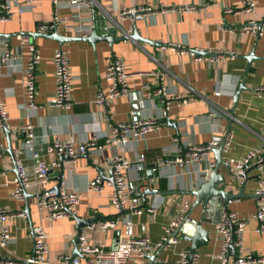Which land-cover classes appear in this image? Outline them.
I'll list each match as a JSON object with an SVG mask.
<instances>
[{"label": "crops", "instance_id": "0c3cea01", "mask_svg": "<svg viewBox=\"0 0 264 264\" xmlns=\"http://www.w3.org/2000/svg\"><path fill=\"white\" fill-rule=\"evenodd\" d=\"M106 16L97 12L93 17L95 30L102 36L121 35L115 29L110 18L119 21L122 28H132L141 40L125 38L114 42L96 40L94 43L84 40H69L59 44L37 32L41 22L51 19V0H34L30 12L13 16L10 20L0 21V34L9 40L11 46L18 47V33L30 34V43H34L41 55L35 69V96L38 105L35 111L29 113L24 109L25 98L22 92L21 64L26 52L21 49L19 61L13 67H2L0 74V89L2 107L8 116L10 136L0 132V207H11L23 210L26 218H12L8 225L11 240L6 248H0L4 257L30 256L33 249L31 227L42 224L47 233L48 257L50 260L63 252L71 254L77 247L76 218L104 219L117 214L110 205L112 184L106 185L101 195L84 191L87 180L100 176L104 182H111L110 158L119 153L135 163L138 154L144 155L141 169L134 167L125 170V174L136 185V194L140 206L146 208L160 197L158 209L154 216L147 212L129 214L135 235H147L152 242L163 234L169 220L173 218L178 208L187 203L186 214L189 220H199L201 227L207 232V240L197 244L199 253L197 264H217L218 241L216 240L215 219L218 209L203 207L195 202L191 194L207 178L209 161L203 160L199 166L193 163L179 167L175 164L163 163L166 158L177 156L178 149L186 151L192 144H204L212 140L215 147L224 138L226 129L230 132V144L222 151L223 164L217 172L225 177V183L215 185L217 189L232 193L243 192L244 195L227 202L228 209L239 215L250 216L257 205V197L253 190L257 184L258 172L253 165L247 166L243 182L231 181L226 163L231 164L245 156L247 151L262 144L261 134L264 129V96H258L254 86H264V0H255L254 14L244 12L226 13V8L239 10L242 0H97ZM158 7L184 6L191 4L193 10L156 12L152 15L136 14L120 20L118 14L122 10L132 9L142 4ZM98 7V8H97ZM109 17H108V16ZM81 16H85L83 13ZM60 17L65 24L72 25L67 29H58L64 36H80V30L74 25H81L85 35L90 34L85 20L73 8L62 6ZM250 19H255L262 26L260 36L246 32L240 28ZM175 45L177 47H171ZM62 47L68 52L70 70L74 75L71 87L72 106L68 110L47 107V100L54 90L53 51ZM181 48L204 50H230L233 58L219 59L210 62L211 55H204L200 60H194ZM112 53L120 55L130 74L128 77L129 93L115 98L110 104L113 114L112 123L124 122L129 118L130 109H136L141 116L151 114L161 122V127L149 132L142 138H129L130 142L113 146L105 140L110 134L111 126L101 115V108L94 99L98 90L106 91L108 82L104 79L105 58ZM10 69V70H9ZM150 72H154L150 74ZM147 84V89H144ZM165 86L168 100L173 94L182 95L184 102L172 101L168 105L167 115L161 116L162 106L159 98L153 96L156 89ZM240 88V89H239ZM239 91L234 103V94ZM214 112V116L210 115ZM31 124L35 134L34 145L42 149L46 142L57 136L62 139L71 138L75 142L97 138L99 147L89 148L75 163L64 170L66 186L78 187L82 197L77 207V213L71 218H61L52 223L40 220L35 197L41 187L30 186L25 198L17 200L11 195L13 178L16 175L12 159V151L22 148L24 132L21 126ZM12 148V149H11ZM24 162L31 160L24 156ZM46 160L56 157L44 156ZM209 159L216 162L212 151ZM60 159L66 161L65 158ZM226 162V163H225ZM59 170L52 168L43 190L57 186ZM264 180V167L261 172ZM149 190V191H147ZM159 199V200H160ZM218 197H214V201ZM28 205V211L26 210ZM125 216L126 209L122 211ZM127 217V216H125ZM85 227V226H84ZM255 222L249 221L245 227L243 244L255 252H264V232L254 231ZM83 228V227H82ZM121 224L109 230L93 229L87 234L90 244L102 243L105 248L115 246ZM180 238L178 244L166 249H155L146 258L137 259L131 256L128 264H152L156 259H166L169 263L177 257L181 248H191L192 243L182 232L176 234ZM154 254H157L154 259Z\"/></svg>", "mask_w": 264, "mask_h": 264}, {"label": "built area", "instance_id": "2783aa9c", "mask_svg": "<svg viewBox=\"0 0 264 264\" xmlns=\"http://www.w3.org/2000/svg\"><path fill=\"white\" fill-rule=\"evenodd\" d=\"M52 16L51 19L41 22L37 26L39 33L58 32V29H67L72 25L65 24L60 17V8L66 6L76 9L80 13V18L85 20L87 27L91 31L95 28L93 17L97 8L105 16L103 8L97 0H51ZM34 0H0V21L10 20L13 16L30 12L33 8ZM255 0H242V6L239 10L226 8V13L244 12L254 14ZM193 10L195 7L191 4L184 6H166L164 4L158 7H153L151 4H142L132 9H126L119 12L120 20L128 16L138 13L152 15L156 12H169ZM85 16H81V14ZM108 16V15H107ZM109 17V16H108ZM114 28L119 30L121 35L130 37L132 28L124 29L120 26L119 21L110 18ZM84 24L74 25L73 28L80 30V36H84ZM241 33L250 32L257 36L262 35L263 29L261 25L256 23L255 19H250L245 25L240 28ZM18 47L11 46L8 39L0 36V74L2 67H13L15 61H19L21 49L25 48L26 57L21 64L22 73V92L25 98L24 109L29 113L36 110L38 105L34 101L35 96V69L40 62L41 55L38 47L34 43H30L27 33H18ZM171 47H177L171 45ZM180 52L189 53L194 60H200L204 55H211L209 61H217L219 59H228L234 57V52L230 50H204L202 48L186 49L181 48ZM201 52V53H198ZM51 61L53 64L54 75V90L52 97L47 100L46 106L49 108H60L68 110L72 106L71 87L74 75L70 70L69 56L67 50L58 47L53 51ZM10 70V69H9ZM154 75V72H150ZM129 73L126 70V65L120 55L112 53L105 58L104 79L108 82V88L104 92L98 90L95 96V103L101 108V115L104 120L111 126L110 134L106 137V142L113 146L127 144L129 138H142L152 131H156L161 127V122L156 116L151 114L141 116L136 109H130L129 118L124 122L112 123L113 114L110 109L112 101L120 96H126L129 93L128 77ZM144 89H147V84H144ZM253 91L258 96H264V86H254ZM0 89V132L8 129V116L2 107ZM153 96L159 98V103L162 106L161 116L167 115L168 105L170 102H184L182 95L173 94L168 100L165 92V86L154 90ZM214 112L210 115L214 116ZM24 132L22 148L12 151V159L16 169L14 176L12 197L17 200H23L26 190L30 186L41 187L39 193L35 197V204L40 215V220L54 222L61 218H71L77 213V207L82 197V190L78 187H68L64 183V170L67 166L73 164L77 159L85 153L89 148L99 147L97 138L93 137L89 140L75 142L71 138L62 139L57 136L46 142L42 149H37L34 145L35 134L31 124L21 126ZM225 142L223 150H227L230 144V132L224 134ZM262 144L259 147L250 148L245 156L237 160H232L229 164V177L231 181L243 182L247 166L253 165L257 174V184L253 190V194L257 197V205L254 212L250 216L239 215L236 212L227 208L226 205H221L217 217L215 219L216 240L218 241L217 264H264V252H255L246 248L243 244L244 231L247 223L251 220L255 222L254 231L257 233L264 232V180L261 177V172L264 167V129L261 134ZM215 144L212 140L204 144H192L186 151L178 149L177 156L166 158L163 163L175 164L183 167L189 163L199 166L203 160L209 161V169L214 166V161L208 156L212 152ZM46 160L44 156H53ZM1 156V153H0ZM26 156L31 160L30 164H26L24 159ZM65 158L64 160L60 159ZM144 155L138 154L135 163L126 159L119 153H114L110 158L112 169L111 182H104L100 176H95L87 180L84 191L95 195H101L106 185L112 184L110 194V205L117 212L116 215L104 219L92 221L87 226L80 229L78 233L77 249L79 254H71L68 251H63L57 254L53 260L48 257L47 233L42 224H37L31 227L33 235V249L30 256L24 258L10 256L4 257L0 254V264H128L131 256L137 259H143L148 256L153 250L166 249L172 245L178 244L180 238L174 233L175 228L182 220H188L186 217L187 203L182 204L177 211V214L171 218L164 228L162 236L155 242H152L147 235H135L132 228V222L128 218L129 214H141L147 212L154 216L161 201L151 202L146 208L140 206V200L136 194V185L124 172L131 167L141 169ZM57 168L59 170V179L57 186L47 190L43 187L47 183L49 170ZM204 177L208 176V171L204 170ZM160 199V200H159ZM126 209L128 214L125 217L122 211ZM20 217L25 219L26 214L23 210H14L11 207H0V248H6L11 240L10 229L8 222L12 218ZM121 224L122 228L117 236L115 246L105 248L102 243L90 244L87 241V234L93 229L109 230L116 228ZM199 253L191 248H181L177 252V257L174 261L168 262L166 259H156L152 264H197ZM140 264V263H134Z\"/></svg>", "mask_w": 264, "mask_h": 264}, {"label": "water", "instance_id": "95a60500", "mask_svg": "<svg viewBox=\"0 0 264 264\" xmlns=\"http://www.w3.org/2000/svg\"><path fill=\"white\" fill-rule=\"evenodd\" d=\"M41 34H43L44 36H46L48 38L56 40L59 44H63L64 42L69 41V40H78V39L88 41L91 43H94L96 40H100V39L108 41V42H114V41L125 39V38L134 39L136 41L141 40L140 36L137 35L136 31H133L132 34L130 35V37H127L125 35L102 36V35L97 33L95 28L92 30V32L90 34L84 35V36H75V37L74 36H64V35L59 34L56 31L51 32V33H41ZM1 35L4 36L3 34H0V36ZM28 35L30 36V34H28ZM198 53H201V52H198ZM239 91L240 90H237L234 94V103H235L236 99L238 98ZM226 131H228V130L226 129ZM5 133L7 134L8 138H9V136H10L9 130H5ZM224 142H225V138L221 139V141L217 145V147H214L212 150L215 154L216 162L214 164V167L212 168V170L208 174V178L196 190H193L191 192V194L195 196L194 204L196 205L197 203H199L204 208L203 211H205V208L207 207L206 203L210 204V209L214 210L215 208H217L219 210L221 205H226L228 201L235 199V198H239L240 196L244 195L242 191L238 192V193H232V192H229L227 190L215 188V185L220 184V183L223 184L226 181L225 177L222 174L217 172L219 165L224 163L222 160V151H223V147H224ZM226 165H227V169L229 172L230 171V165H229V163H226ZM111 174H112V169H111ZM245 177H246V174H245ZM58 179H59V177H58ZM147 191H149V190H147ZM214 197H218V200L214 201ZM24 198L27 202L28 194L25 193ZM26 210L28 211V205L27 204H26ZM186 217H189V214H186ZM202 218L199 220H196V219L195 220L194 219L189 220V221L188 220H182L174 230L175 234H177V232L180 231L184 235H186L185 237H187V239L190 240V242L192 243L191 249H193V250L196 249L197 244L202 243V241L207 240V237H208L207 232L205 230H203V228L201 227ZM75 220H76V237H75V240L78 242V233H79L80 229L82 227L90 224L92 221L95 220V218H88L86 220H81L80 218L75 217ZM73 254H79L77 247H76L75 252ZM156 255L157 254H154V259H155ZM24 264H30V263L24 262Z\"/></svg>", "mask_w": 264, "mask_h": 264}]
</instances>
